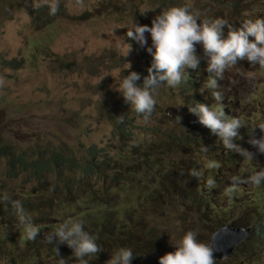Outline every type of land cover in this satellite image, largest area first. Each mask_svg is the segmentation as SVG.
I'll list each match as a JSON object with an SVG mask.
<instances>
[{"label": "rangeland", "instance_id": "rangeland-1", "mask_svg": "<svg viewBox=\"0 0 264 264\" xmlns=\"http://www.w3.org/2000/svg\"><path fill=\"white\" fill-rule=\"evenodd\" d=\"M84 3L86 7L81 11L74 6V0H61L63 14L53 16L48 10L44 19L34 23L32 11L36 5L44 4V0H0V77L5 81L0 87V145L12 146L16 152L31 151L35 146L44 150L55 146L78 154L95 146L99 151L122 153L126 145L118 136L111 135V131L115 123H124L127 117L131 119L127 125L131 127L133 141L138 142L137 147L159 151L157 142L161 140L163 151L167 149L163 155L166 157L171 154V126L180 124L188 113V109L181 111L186 101L216 106L211 97L213 90L205 87L208 80L206 59L201 60L197 71L189 70L192 76L186 77L177 88L166 84L160 86L154 93L155 111L145 123L117 90L129 71L138 70L141 75L138 83L147 76L151 65L147 61L151 55L147 51L151 47V38L145 33L148 42L141 46L126 36L127 28L132 27L133 21L150 27L156 15L172 6H188L199 14L201 22L219 18L234 27L248 20L264 19V0H84ZM122 40L131 45L132 50L127 56H123L126 45ZM196 47L197 53L203 56L201 46ZM44 50L54 53L69 67L58 65L44 54ZM6 60H22V66L11 70L1 62ZM126 63H131L130 69H126ZM218 85L226 115L238 117L249 128L263 121L264 68L241 60L226 70L224 79H218ZM167 109L171 111L167 112ZM177 116L181 117L180 122L176 120ZM241 129L242 138H245L247 128ZM205 133L212 138L210 144L216 149L199 147L189 156L195 162L196 181L205 185L195 196L205 200L210 206V214L188 217L186 209L178 207L184 200L172 195L171 203L176 207L165 206L156 217L159 233L164 230V242L162 238H155L151 247L145 248L140 258L130 264H159L158 258L174 251L173 245L189 230L197 232L199 242L209 244L208 237L215 233L214 222L217 221L227 222V225L236 223L238 227L249 229L258 220L264 221V182L260 185L233 183L234 177L246 180L254 172L264 171V155L256 153L254 160H248L239 153L227 151L222 141L207 128ZM255 135L258 138V134ZM247 141L239 139L235 143L256 152ZM217 148L221 151L219 156ZM5 168L6 163L1 160L0 264H27L13 260L24 252L38 258L36 263L43 264L44 247H29L22 242L24 227L12 204L11 218L4 205L5 196L8 197L5 203L16 200L36 203L34 198L27 196L33 192L35 183L28 181L24 173L9 179ZM94 184L98 186L96 182ZM127 196L122 192L117 198L100 202L99 206L112 210L118 207V212L107 213L118 221L125 213L123 207L130 204L125 201ZM227 203V210L219 207ZM134 215H142L145 226L151 228V215L147 210H137ZM30 216L35 225L40 219L51 222L54 218L53 214ZM131 228L135 232L136 224H131ZM261 229L264 230V223ZM50 233L44 228L38 238ZM129 237V233L108 235V243L119 244L117 250H108L109 253L105 252L95 264H105ZM224 260L216 262L224 264ZM232 264H264V234L259 235L244 258H236Z\"/></svg>", "mask_w": 264, "mask_h": 264}, {"label": "trees", "instance_id": "trees-1", "mask_svg": "<svg viewBox=\"0 0 264 264\" xmlns=\"http://www.w3.org/2000/svg\"><path fill=\"white\" fill-rule=\"evenodd\" d=\"M39 5L40 7L36 5L32 11L34 23L48 15L49 8L44 4ZM166 9L168 8L163 10ZM61 13L63 14V8L60 5L57 15ZM44 54L58 65L63 64L64 68L69 67L54 56V53L50 54L44 50ZM147 61L152 63V55L148 56ZM1 62L11 70L22 66V60ZM189 81L194 84L193 80ZM193 104L194 102L186 101L181 111L184 112ZM190 118L192 121H188ZM130 121L131 119L126 117V122L115 123L111 131V135L118 136L120 141L126 145L122 153H112L104 149L99 151L95 146L78 154L55 146L45 150L43 147L35 146L31 151L16 152L12 146L0 145V162L4 160L6 163L7 178L13 179L20 173H24L28 181L35 183L33 192L27 196L34 198L36 203L21 202L25 212L29 215L34 213L45 216L54 215L51 222L45 218L43 220L39 218L37 226L40 228V233L44 228L52 233L62 222L82 219L85 231L104 250L98 254L96 259L88 258L90 264L99 262L108 250H117L119 244H110L111 242L108 243L106 239L113 233H129V239L125 244L120 245L132 250V261L140 258L141 253L145 248L151 247L155 238H162L164 242V230L159 233L156 217L165 206L176 207L171 203L172 195L184 200L183 204L178 207H184L188 217L210 214V206L203 198L195 196V193L205 185L196 181L195 162L189 154L199 147L205 146L207 150H213L216 146L210 144L212 138L205 133L206 127L198 122V117L188 111L180 124L171 126V154L166 157L163 155L167 149L163 151L161 140L157 142L160 147L159 151L137 147L138 142L133 141L134 135L131 127L127 125ZM220 153L221 151L217 148V155L219 156ZM122 192L128 195V200L125 201H129L130 204L123 207L125 213L117 221L107 213L118 212V207L112 210L108 207H100L99 203L107 198H117ZM11 204L4 202L9 210L10 218L12 217ZM137 210L141 212L147 210L150 213L151 228L145 226L142 215H134ZM134 219L136 221L132 222ZM262 223L264 221L258 220L252 224L247 240L236 247V251L234 250L226 261L224 260V264H232L236 258L240 260L246 256V252L249 253L250 241L259 237L261 233L264 234V230L261 229ZM131 224H136L135 232L132 231ZM227 224V222H214V230L217 231ZM231 226L238 227L236 223ZM161 228H164L162 223ZM44 237V235L42 238L37 237L34 241H27L22 237V242L29 247L36 245L44 247L43 264L48 262L59 264L60 257H63L65 264H79L67 245L58 246L60 253L58 257L54 245L46 243ZM210 238L209 235L208 240ZM37 259L27 252L13 257V260H22L27 264H39L36 263ZM216 264L219 263L216 262Z\"/></svg>", "mask_w": 264, "mask_h": 264}, {"label": "clouds", "instance_id": "clouds-1", "mask_svg": "<svg viewBox=\"0 0 264 264\" xmlns=\"http://www.w3.org/2000/svg\"><path fill=\"white\" fill-rule=\"evenodd\" d=\"M60 4L61 0H44V5L49 8V14L53 16L58 13ZM74 6L81 11L86 7L84 0H74ZM127 29L126 36L141 46L148 42L145 33L151 38V47L147 51L152 55V63L147 69V76L143 77L142 83H138L141 81L138 70L129 71L126 76H123L117 90L123 96L124 102L142 116L145 123L149 122L155 111L157 100L154 93L160 86L166 84L170 88H177L185 82L186 77L189 79L192 76L189 75V70L197 71L200 69L201 60L206 59L205 71L208 74V80L205 87L213 90L211 97L216 102V106L195 103L188 107V111L196 115L198 122L222 141L227 151L239 153L248 160H254L256 153L264 155V119L258 126L249 128L238 117L226 115L222 104L223 94L218 85V79H224L226 70L236 66L241 60L264 68V19L248 20L239 27H234L219 18L201 22L199 14L192 12L188 6H172L156 15L150 27L133 21L132 27ZM225 29H227L226 35ZM122 44L126 45L123 56H127L132 50L131 45L124 43L123 40ZM197 45L201 46L203 56L197 53ZM126 65V69L131 68V63H126ZM4 84L3 77H0V87ZM170 111L171 109H167V112ZM176 120L180 122L181 117L177 116ZM121 122H123V117H121ZM241 127L247 128L245 138H242ZM256 128L258 130L255 132ZM255 133L258 134V138ZM239 139H248L247 143L255 148L256 152L249 151L235 143ZM249 182L260 185L264 182V171L254 172L246 180L240 177L233 178L234 184ZM209 184L211 186L212 182L210 181ZM7 201L8 197L5 196L4 202ZM11 203L19 223L24 227V239L34 241L40 235V228L25 212L21 201L16 200ZM228 203L219 207L227 210ZM227 226L246 228L231 225L223 227ZM250 232L251 228L249 235ZM197 235L195 231L185 232L179 242L173 245L174 251L166 252L158 258L159 264H216L218 260L215 258V252L217 250L209 244L199 242ZM257 238L250 241L251 248L247 249L249 252ZM44 240L54 245L58 257H60L58 246L67 245L79 264H90L88 258L96 259L98 254L104 251L85 231L82 219L60 223L52 233L44 237ZM132 260V250L121 247L110 256L105 264H130ZM59 264H65L63 257H60Z\"/></svg>", "mask_w": 264, "mask_h": 264}, {"label": "water", "instance_id": "water-1", "mask_svg": "<svg viewBox=\"0 0 264 264\" xmlns=\"http://www.w3.org/2000/svg\"><path fill=\"white\" fill-rule=\"evenodd\" d=\"M249 235V229L223 227L212 234L209 246L217 250L216 260H223Z\"/></svg>", "mask_w": 264, "mask_h": 264}, {"label": "bare ground", "instance_id": "bare-ground-1", "mask_svg": "<svg viewBox=\"0 0 264 264\" xmlns=\"http://www.w3.org/2000/svg\"><path fill=\"white\" fill-rule=\"evenodd\" d=\"M243 244V243H242ZM240 246V245H239ZM236 251V250H235Z\"/></svg>", "mask_w": 264, "mask_h": 264}]
</instances>
